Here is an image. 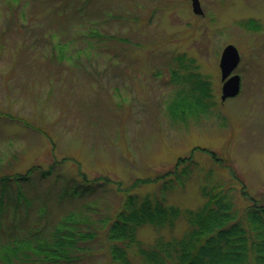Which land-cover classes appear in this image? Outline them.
Segmentation results:
<instances>
[{"label":"rangeland","instance_id":"374dc122","mask_svg":"<svg viewBox=\"0 0 264 264\" xmlns=\"http://www.w3.org/2000/svg\"><path fill=\"white\" fill-rule=\"evenodd\" d=\"M199 2L202 15L190 0H0L2 240L29 248L66 221L64 230L93 234L76 240L87 250L76 264H111L107 221L123 187L173 169L194 148L167 204L194 209L205 185L227 189L237 207L264 202V0ZM228 43L240 56V90L221 101ZM191 74L209 81L213 104L183 119L170 107ZM185 228L181 214L173 227L144 224L136 236L146 246ZM127 253L139 261L136 246ZM28 256L23 264H50Z\"/></svg>","mask_w":264,"mask_h":264},{"label":"trees","instance_id":"16d2710c","mask_svg":"<svg viewBox=\"0 0 264 264\" xmlns=\"http://www.w3.org/2000/svg\"><path fill=\"white\" fill-rule=\"evenodd\" d=\"M186 79L191 85L188 89L184 88L183 99H178L179 102L170 107L172 115L174 111H179L183 119L186 118L185 112L193 114V110L202 111L213 104L209 101L210 84L205 77L191 74ZM194 149L188 156L178 157L173 169L157 173L153 178H135L123 187L124 195L107 221L110 242L107 251L111 264H264V202L259 203L251 198L247 199L249 204L237 207L226 192L227 189L225 191L205 185L199 189L203 202L194 209L182 210L166 203L164 192L174 182H181L182 176L185 178L188 175L193 164L191 152ZM210 154L217 158L214 152ZM185 162L178 169V165ZM34 167L31 166L27 172H31ZM82 177L85 179L84 175ZM8 180V176L2 177L0 188L6 186ZM159 180H162L159 192L143 195L130 193L139 184ZM241 184V191L247 198L245 185ZM181 214L186 228L180 237H156L152 244L146 246L137 239L136 233L140 226L173 227ZM65 223L63 221L62 225ZM63 226L53 228L43 243L29 248L23 246L25 243L22 238L19 240L14 236L2 240L1 236L0 264H23L29 258L30 250L38 256L35 257L36 261L76 264L87 251L80 248L76 240H86L93 234L78 230L76 233L73 228L64 230ZM132 245L136 246L138 262H134L127 253L128 247ZM24 255L28 258H24Z\"/></svg>","mask_w":264,"mask_h":264},{"label":"water","instance_id":"95a60500","mask_svg":"<svg viewBox=\"0 0 264 264\" xmlns=\"http://www.w3.org/2000/svg\"><path fill=\"white\" fill-rule=\"evenodd\" d=\"M192 12L202 14V8L199 0H190ZM240 56L236 47L232 43L226 44L220 53L219 70L222 81L220 88V100L236 96L240 90V76L233 72L239 62Z\"/></svg>","mask_w":264,"mask_h":264},{"label":"flooded vegetation","instance_id":"af4514ba","mask_svg":"<svg viewBox=\"0 0 264 264\" xmlns=\"http://www.w3.org/2000/svg\"><path fill=\"white\" fill-rule=\"evenodd\" d=\"M203 14V13H202ZM202 14H200V15H202Z\"/></svg>","mask_w":264,"mask_h":264}]
</instances>
